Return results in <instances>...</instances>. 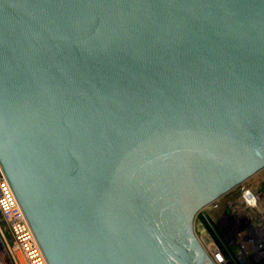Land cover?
<instances>
[{"label":"water","instance_id":"95a60500","mask_svg":"<svg viewBox=\"0 0 264 264\" xmlns=\"http://www.w3.org/2000/svg\"><path fill=\"white\" fill-rule=\"evenodd\" d=\"M264 168V0H0V169L48 264H214L198 213Z\"/></svg>","mask_w":264,"mask_h":264},{"label":"built area","instance_id":"2783aa9c","mask_svg":"<svg viewBox=\"0 0 264 264\" xmlns=\"http://www.w3.org/2000/svg\"><path fill=\"white\" fill-rule=\"evenodd\" d=\"M234 189L198 213L195 232L214 264H264V168ZM0 217L10 236L0 230V264H48L1 169Z\"/></svg>","mask_w":264,"mask_h":264},{"label":"rangeland","instance_id":"374dc122","mask_svg":"<svg viewBox=\"0 0 264 264\" xmlns=\"http://www.w3.org/2000/svg\"><path fill=\"white\" fill-rule=\"evenodd\" d=\"M238 195H239V191L236 190V189H234V190L228 192V193H227L226 195H224L222 198H220V199L218 200V202H222V201H225V200H231V199L233 200V199L237 198ZM201 220H202V216L199 215V216L197 217L196 222L199 223V221H201ZM0 230H1V232L4 234L6 240L9 241L10 236H9V233H8V230H7V226H6L5 222H4L3 220H1V217H0ZM196 231H197V233L199 234V232H200L199 226L196 227Z\"/></svg>","mask_w":264,"mask_h":264}]
</instances>
